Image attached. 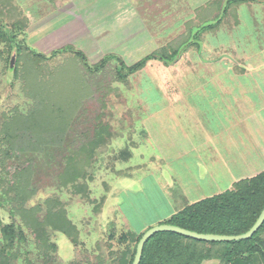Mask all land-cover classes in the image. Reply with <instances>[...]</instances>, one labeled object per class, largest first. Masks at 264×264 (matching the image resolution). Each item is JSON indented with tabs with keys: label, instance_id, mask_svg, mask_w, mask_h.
<instances>
[{
	"label": "rangeland",
	"instance_id": "obj_1",
	"mask_svg": "<svg viewBox=\"0 0 264 264\" xmlns=\"http://www.w3.org/2000/svg\"><path fill=\"white\" fill-rule=\"evenodd\" d=\"M207 1L62 0L56 7L16 0L29 26L18 15L22 28H14L12 14L1 20L3 27L16 34L18 45L57 56L17 55L15 43L0 44V240L2 226L15 222L29 243L35 240L33 229L51 237L57 264H113L123 252L134 251L136 240L121 243L123 234L138 236L189 206V192L172 181L176 171L162 175L155 159L168 158L177 170L184 160L176 146L184 141L182 130L139 113L184 110L189 103L169 100L189 95V62L224 61L226 54L216 48L246 45L248 17V29H233L241 18L235 13L239 5L226 10L228 0L220 1L209 21L204 12L189 16ZM251 5L264 16V0ZM210 24L217 28L203 29ZM175 40L185 48L176 62L168 67L150 62L125 82L116 75L117 62L90 73L70 52L82 53L90 65L109 54L132 65ZM103 124L110 136L98 141L88 159L84 146ZM81 170L82 177L70 178ZM58 213L73 226L70 237L49 226ZM42 258L23 253L15 264Z\"/></svg>",
	"mask_w": 264,
	"mask_h": 264
},
{
	"label": "crops",
	"instance_id": "obj_2",
	"mask_svg": "<svg viewBox=\"0 0 264 264\" xmlns=\"http://www.w3.org/2000/svg\"><path fill=\"white\" fill-rule=\"evenodd\" d=\"M61 1L44 0L56 7ZM220 1L208 0L189 16L204 12L209 21L212 13L219 12L212 6ZM252 3L235 9L241 18L233 29H248L247 17L250 23L245 46L216 48L226 54L224 61L189 62V95L169 100L189 103L184 110L139 113L145 119L163 118L155 121L162 127L182 130L184 141L176 146L181 150L179 160H184L178 162L177 170L172 160L155 159L163 167L162 175L173 176L176 171L172 181L181 184L180 191L189 192V205L233 190L240 181L264 171V16H258Z\"/></svg>",
	"mask_w": 264,
	"mask_h": 264
},
{
	"label": "trees",
	"instance_id": "obj_3",
	"mask_svg": "<svg viewBox=\"0 0 264 264\" xmlns=\"http://www.w3.org/2000/svg\"><path fill=\"white\" fill-rule=\"evenodd\" d=\"M247 2H256V0H228L226 10L230 6ZM12 14L17 15L15 24H13L14 28H22L17 23L18 15H23L29 26L30 21L16 0H0V44L9 43L11 46L15 43L18 46L17 55L25 51L42 60L54 59L57 56L55 52L51 57H48L29 49L24 44H17L16 34L6 30L1 21ZM217 25L210 24L203 29H214ZM201 30H198L197 35L200 34ZM183 49L185 48L175 40L156 49L132 65H127L114 54H109L99 63L90 65L82 53L70 52L82 60L90 73H98L106 69L111 62H117L116 75L119 81L125 82L132 75L144 70L150 62L158 60L168 67L176 62ZM108 135L110 136L108 124L101 125L95 131L90 144L84 146V149L88 150L86 154L88 159L95 152L98 141L107 138ZM84 173L82 170L81 172L74 171L70 178L77 179L82 177ZM263 210L264 171L251 179L240 181L233 190L185 207L163 224L174 225L200 234L238 236L247 233L254 226ZM55 218L57 223L49 226L54 231L62 232L70 237L69 231L74 230V228L66 221L63 213L55 214ZM144 233L138 236L123 234L120 238L121 243L136 240L134 251L123 252L115 257L112 263L133 264L137 244ZM31 235L35 236V240L29 243L28 236L21 226H17L15 222L3 225L2 239L0 240V264H15L23 253L26 255L36 254L37 258L44 256L42 258L44 259L43 263L40 262L42 259H39L37 264H57L58 248L51 237L42 236L34 229L31 231ZM211 261H216L218 264H264V223L250 239L233 242L195 240L173 232H159L154 234L145 244L140 264H205Z\"/></svg>",
	"mask_w": 264,
	"mask_h": 264
},
{
	"label": "water",
	"instance_id": "obj_4",
	"mask_svg": "<svg viewBox=\"0 0 264 264\" xmlns=\"http://www.w3.org/2000/svg\"><path fill=\"white\" fill-rule=\"evenodd\" d=\"M14 62L15 59L13 58L11 61V68H13ZM263 223H264V210L262 211L260 217L254 224V226L247 233L238 236L200 234L174 225L161 224L159 226L148 229L143 234L142 238L137 244L136 255L133 264L141 263L145 244L154 234H157L159 232H173L195 240H203L210 242H233V241H242V240L250 239L261 228Z\"/></svg>",
	"mask_w": 264,
	"mask_h": 264
}]
</instances>
